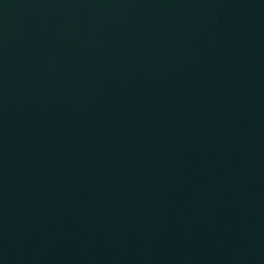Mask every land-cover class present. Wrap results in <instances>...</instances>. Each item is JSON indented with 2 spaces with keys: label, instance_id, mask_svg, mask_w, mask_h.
<instances>
[{
  "label": "water",
  "instance_id": "obj_1",
  "mask_svg": "<svg viewBox=\"0 0 264 264\" xmlns=\"http://www.w3.org/2000/svg\"><path fill=\"white\" fill-rule=\"evenodd\" d=\"M0 264H264V0H0Z\"/></svg>",
  "mask_w": 264,
  "mask_h": 264
}]
</instances>
